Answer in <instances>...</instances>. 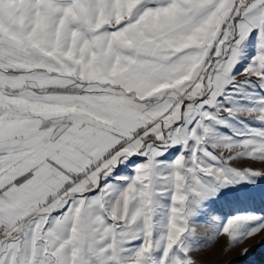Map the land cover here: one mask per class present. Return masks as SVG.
<instances>
[{
  "label": "snow or ice",
  "instance_id": "6c2138e0",
  "mask_svg": "<svg viewBox=\"0 0 264 264\" xmlns=\"http://www.w3.org/2000/svg\"><path fill=\"white\" fill-rule=\"evenodd\" d=\"M261 234L264 0H0V264Z\"/></svg>",
  "mask_w": 264,
  "mask_h": 264
},
{
  "label": "rangeland",
  "instance_id": "374dc122",
  "mask_svg": "<svg viewBox=\"0 0 264 264\" xmlns=\"http://www.w3.org/2000/svg\"><path fill=\"white\" fill-rule=\"evenodd\" d=\"M245 248L249 251L242 255ZM200 260L206 264H264V234L246 239L231 250H226V241L221 239L204 252Z\"/></svg>",
  "mask_w": 264,
  "mask_h": 264
}]
</instances>
